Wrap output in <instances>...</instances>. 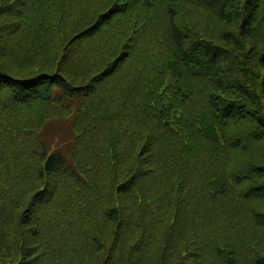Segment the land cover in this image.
<instances>
[{
  "label": "trees",
  "instance_id": "1",
  "mask_svg": "<svg viewBox=\"0 0 264 264\" xmlns=\"http://www.w3.org/2000/svg\"><path fill=\"white\" fill-rule=\"evenodd\" d=\"M222 259L264 264V0H0V264Z\"/></svg>",
  "mask_w": 264,
  "mask_h": 264
},
{
  "label": "rangeland",
  "instance_id": "2",
  "mask_svg": "<svg viewBox=\"0 0 264 264\" xmlns=\"http://www.w3.org/2000/svg\"><path fill=\"white\" fill-rule=\"evenodd\" d=\"M143 183H148V179L145 178V180L143 181ZM243 187L242 186H237L236 188H227L224 192L222 193H233L234 196H239V194L242 193L243 191ZM111 234V232H109ZM221 262H223V264L228 263V264H240L238 261L236 263L232 262L231 259H222ZM157 261H153L152 264H156Z\"/></svg>",
  "mask_w": 264,
  "mask_h": 264
}]
</instances>
